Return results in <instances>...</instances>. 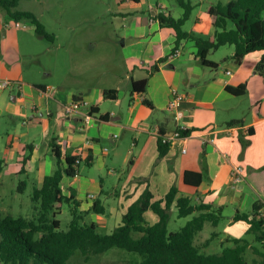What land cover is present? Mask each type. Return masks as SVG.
Masks as SVG:
<instances>
[{
	"label": "crops",
	"instance_id": "0c3cea01",
	"mask_svg": "<svg viewBox=\"0 0 264 264\" xmlns=\"http://www.w3.org/2000/svg\"><path fill=\"white\" fill-rule=\"evenodd\" d=\"M145 3L115 0L112 21L118 27L105 34L106 43L101 44L100 31L67 35V52L61 54V63L44 66L35 60L32 49L37 43L35 27L22 22V26H16L0 12V79L13 82L10 88L0 90V121L5 124L0 132V176H23L27 180L20 181H26V187L28 180L36 181L34 189L42 187L44 178L56 168L55 141L63 162L66 155L80 156L76 176H64L62 182L67 185L64 194H74L80 201L86 222L114 230L146 189L157 200L175 185L179 196L222 208L219 224L226 220L225 230L216 232V237L222 245L231 244L227 241L242 237L248 228L247 222L235 220V215L251 214L254 203L261 199L247 176L264 169V76L256 69L264 51L248 53L237 63L231 57L233 45L220 56L221 61L212 59L216 67L203 66L195 41L186 38L177 45L175 29L160 24L154 6L159 5L161 13L169 12L175 18L184 12L169 0L149 1L146 8ZM210 7L199 11L185 29L192 10L183 29L196 36H213ZM118 31L120 41L114 39ZM25 49L31 58L29 66L24 60ZM175 50L180 54L170 59ZM166 57L159 63V70L149 76L147 92L132 93V80L146 77L148 70ZM241 84L247 85L245 94L227 90V86ZM48 88L52 89L47 94ZM109 89L117 90L115 98L104 96ZM172 91L186 95L174 110L168 108ZM76 98L85 99L93 108L88 121L83 114L66 115L65 105ZM144 98L153 107L146 105ZM104 115L109 117L105 119ZM235 120L240 122L231 125ZM180 126L187 127L190 134L160 156L162 133ZM3 132L13 133L11 141H2ZM207 132L213 142H203L200 135ZM82 164L89 168L82 169ZM235 165L244 168L241 183L232 180ZM186 171L200 172V184H187ZM89 194L101 201L104 213L91 211L96 199L91 201ZM174 204L172 211L177 212ZM146 212L150 224L159 219L156 213V217H147ZM211 242L204 248L206 252L211 251Z\"/></svg>",
	"mask_w": 264,
	"mask_h": 264
},
{
	"label": "trees",
	"instance_id": "16d2710c",
	"mask_svg": "<svg viewBox=\"0 0 264 264\" xmlns=\"http://www.w3.org/2000/svg\"><path fill=\"white\" fill-rule=\"evenodd\" d=\"M184 8L180 18L171 13H160V24L175 29L177 45L181 40L191 38L197 46V57L203 66L216 67L217 62L208 58L210 51L217 50L225 44L234 45L231 55L237 63L253 51H264V0H219L211 5L209 13L213 18L215 34L205 38L196 36L183 29L190 18L194 5L190 1L177 0ZM20 0H0V9L5 10L8 20L30 22L35 26V32L42 38L55 40V35L49 33L37 15L30 10L18 8ZM167 60L159 59L148 75L142 79L132 80V93L145 94L148 78L159 70V63ZM257 72L264 76V54L257 64ZM227 90L235 95L247 92V85L237 87L227 86ZM117 90H105L104 96L115 98ZM144 103L153 107L150 100L144 98ZM93 108H90L91 114ZM104 115L103 118H108ZM235 120L230 124H238ZM190 130L184 131L190 134ZM56 156L55 170L44 178L43 185L33 190L34 212L30 217L13 215L2 216L0 212V264H73L71 258L80 251L84 257L83 264H90L93 254L106 252L113 247H119L140 254L143 259L138 264H264V220L257 218L258 210L264 205V169L252 171L247 178L261 195V199L253 205L252 213L238 212L234 219L247 222V234H253L254 239L247 237L233 238L224 243L216 253H207L204 248L217 236L212 233L204 243L198 244L199 233L206 222L218 226L222 208H214L211 204L196 203L188 196L178 195L174 185L163 199L154 200L153 193L146 189L133 202L122 217V224L113 231L101 232L95 223L85 221V213L80 210V201L72 194L63 192L64 176L74 177L75 168L81 162L80 156L66 155L62 161L60 147L52 142ZM169 145L160 139V156H163ZM29 157L26 156L25 160ZM80 159V162H77ZM24 160V162H25ZM3 169V159L0 158V172ZM184 180L187 184H200V172L186 171ZM26 181H20L18 190L24 192ZM72 205V220L69 227L61 229V213L63 204ZM175 203V204H174ZM173 204L177 208L178 217L192 218L178 230L168 228ZM151 209L159 219L150 224L145 212ZM91 211L104 213V207L99 199L93 203ZM130 264V263H126Z\"/></svg>",
	"mask_w": 264,
	"mask_h": 264
},
{
	"label": "rangeland",
	"instance_id": "374dc122",
	"mask_svg": "<svg viewBox=\"0 0 264 264\" xmlns=\"http://www.w3.org/2000/svg\"><path fill=\"white\" fill-rule=\"evenodd\" d=\"M154 2V0H149ZM146 0L145 8L149 2ZM176 9L180 12H184V8L177 2V0H169ZM190 1L195 7L190 20L186 22L185 29L195 20V16L201 10H207L209 5H215L219 0H186ZM225 2L229 0H223ZM154 4V3H151ZM154 6V5H152ZM115 7V0H20L18 8L21 10H30L34 12L40 21L44 24L46 30L49 33L58 35V39L55 41L48 38H42L36 34L37 43L32 46V49L36 53L35 60L42 66L50 63H61V54L67 52L66 36L70 34L86 35L89 31L95 30L101 33V44L106 43L105 34L118 26L113 23V8ZM175 9V10H176ZM113 10V11H112ZM0 12L5 14V10L0 9ZM26 27H35L30 22H23ZM114 39L121 40V34L114 35ZM231 44H225L217 50L210 51L209 59H218L221 61L220 56L224 55L228 47H232ZM27 49L24 50L26 52ZM29 50V48H28ZM30 51V50H29ZM24 60L26 66L30 65L31 58L29 52L25 53ZM129 91V89H128ZM129 95V93H128ZM5 127L3 121H0V132ZM13 133L8 135L3 132V142H9L13 138ZM1 141V142H2ZM82 169L87 170L89 167L86 164H82ZM119 168V167H118ZM81 174H86L82 171ZM25 177H17L13 174H4V177L0 176V212L2 216L8 214L15 217L24 216L30 217L34 212V201H33V190L36 181L28 180V186L24 192L18 190L20 180ZM26 179V178H25ZM27 180V179H26ZM63 192H66V183L62 182ZM247 190H249L247 188ZM72 205L68 202L63 204L61 213L57 217L61 220V229L66 230L69 227V223L72 220ZM229 208H233L229 205ZM226 214V212H225ZM157 216L151 209L146 212V216ZM192 218V215L187 217H178L176 211H172L171 218L169 220L168 228L170 231H175L183 227L188 220ZM87 221H89L87 219ZM222 220L221 223L215 227L210 222H206L204 229L199 233L197 243L202 244L212 236L213 232L225 230V222ZM101 232H111L112 229H100ZM224 233H222L223 235ZM244 237L254 239L253 234L243 233ZM226 242V241H225ZM223 243V242H222ZM220 239L215 237L209 245L208 253L219 252L221 247ZM206 249V248H205ZM143 257L136 253L128 250L113 247L106 252L100 254H93L89 260L90 264H138ZM84 257L80 251L76 252L71 258L73 264H83Z\"/></svg>",
	"mask_w": 264,
	"mask_h": 264
},
{
	"label": "built area",
	"instance_id": "2783aa9c",
	"mask_svg": "<svg viewBox=\"0 0 264 264\" xmlns=\"http://www.w3.org/2000/svg\"><path fill=\"white\" fill-rule=\"evenodd\" d=\"M153 8V7H151ZM155 12H157L156 16L158 21V15L162 12V8L157 5L154 6ZM155 17H152V21L156 20ZM16 26H22L21 22H15ZM180 53L179 51L175 50L173 53H171L169 55V58L172 59L176 56H178ZM230 73V71L228 72ZM13 82L9 79H0V90H4L7 88H10L12 86ZM52 88H48L45 93H49V90H51ZM186 95L183 93H179L178 91H172V96L171 99L168 102V108L169 109H177L179 108L183 101L185 100ZM83 110H86L85 112H82ZM65 113L68 116H73V115H77V114H83L85 120H89L92 117V114L90 112V108H89V102L86 101L85 99H81V98H76L73 99L71 102H69L67 105H65ZM188 130L187 127L185 126H180L178 127L176 130L170 132V133H162L160 139L162 141L163 144H167V145H173L176 141L178 140H182V139H186L188 134H185L184 131ZM202 137L203 142H207V141H214L213 137H210V132L204 133L202 135H200ZM182 151L186 152L187 151V147L183 146L182 147ZM77 162H80V159H77ZM232 180L235 183H241L244 181L245 179V173H244V168L242 165H235L233 167L232 170V174H231ZM88 198L93 201L96 199L94 194H89ZM257 218L258 219H262L264 220V205L258 210L257 213Z\"/></svg>",
	"mask_w": 264,
	"mask_h": 264
}]
</instances>
